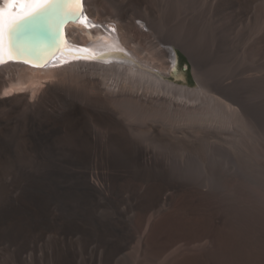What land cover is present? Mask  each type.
<instances>
[{
  "label": "bare ground",
  "instance_id": "1",
  "mask_svg": "<svg viewBox=\"0 0 264 264\" xmlns=\"http://www.w3.org/2000/svg\"><path fill=\"white\" fill-rule=\"evenodd\" d=\"M193 1L215 16L226 13L244 37L252 25L253 55L264 53V0ZM172 2L85 0L100 26L69 23V37L54 51L82 61L0 67V264H264V216L256 213H213L217 233L191 242L151 236L182 185L157 164L149 141L229 145L233 129L250 130L248 118L264 125L233 85L238 70L215 79L193 54L198 90L153 78L149 68L178 77L168 46L184 50L199 33L198 11ZM72 6L60 8L61 20ZM7 47L5 37L9 57ZM18 56L29 59L21 50ZM257 58L264 64V55ZM131 110L154 118L140 122ZM221 143L206 147L226 150Z\"/></svg>",
  "mask_w": 264,
  "mask_h": 264
},
{
  "label": "rangeland",
  "instance_id": "2",
  "mask_svg": "<svg viewBox=\"0 0 264 264\" xmlns=\"http://www.w3.org/2000/svg\"><path fill=\"white\" fill-rule=\"evenodd\" d=\"M172 5L175 9L198 11L195 16L199 33L185 41L184 50L175 45L168 46L167 61H171V52L174 51L178 77L163 76L157 69L149 68L155 74L153 78L198 90L197 71L191 59V55L197 54L206 62L208 72L215 79L226 80L223 76L226 71L238 70L233 85L257 107L260 120H264V64L257 58L263 57L264 53L253 55V26L250 30L248 28L244 37L242 28L230 29L226 13L215 16L206 10L203 2L173 0ZM140 25L144 32L148 31ZM212 45L214 50H211ZM36 93L30 91L29 95ZM129 112L140 122L154 118L144 111ZM162 114L159 117L166 120L167 115ZM248 123V132L233 129L235 134L229 138V145L215 139L193 142L190 138L175 144L148 142L157 164L172 181L182 185L180 191L170 193L172 206L154 223L151 236L155 240L181 244L217 233V224L211 219L213 213L250 212L264 216V125L258 126L251 118ZM213 142L225 145L228 150L206 147Z\"/></svg>",
  "mask_w": 264,
  "mask_h": 264
},
{
  "label": "snow or ice",
  "instance_id": "3",
  "mask_svg": "<svg viewBox=\"0 0 264 264\" xmlns=\"http://www.w3.org/2000/svg\"><path fill=\"white\" fill-rule=\"evenodd\" d=\"M20 6L23 8L25 2L28 6V11L25 16H14L9 12L8 19H4V9L0 8V63L4 62L3 57L5 53V37H7L8 55L15 59L19 55V48L16 45V34L19 30L20 24L26 18H36L44 15L56 8H67L69 3L75 5V10L72 15H79L82 11L81 0H19ZM9 6H13V0H5Z\"/></svg>",
  "mask_w": 264,
  "mask_h": 264
},
{
  "label": "water",
  "instance_id": "4",
  "mask_svg": "<svg viewBox=\"0 0 264 264\" xmlns=\"http://www.w3.org/2000/svg\"><path fill=\"white\" fill-rule=\"evenodd\" d=\"M59 11L60 8H56L34 19L26 18L29 23L25 39L29 45H39L46 49L57 44L61 38V33L54 26V22L60 18ZM177 75L179 76V74Z\"/></svg>",
  "mask_w": 264,
  "mask_h": 264
},
{
  "label": "trees",
  "instance_id": "5",
  "mask_svg": "<svg viewBox=\"0 0 264 264\" xmlns=\"http://www.w3.org/2000/svg\"><path fill=\"white\" fill-rule=\"evenodd\" d=\"M181 68V67H180Z\"/></svg>",
  "mask_w": 264,
  "mask_h": 264
}]
</instances>
